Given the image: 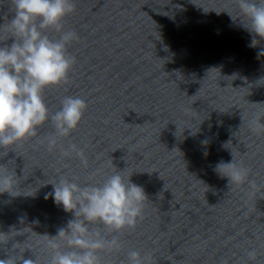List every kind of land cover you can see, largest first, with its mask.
<instances>
[{
	"label": "clouds",
	"instance_id": "clouds-1",
	"mask_svg": "<svg viewBox=\"0 0 264 264\" xmlns=\"http://www.w3.org/2000/svg\"><path fill=\"white\" fill-rule=\"evenodd\" d=\"M239 11L240 25L251 35L250 47L264 42V0H234ZM11 16L0 24V157L24 141L35 137L46 123L52 133L47 137V149L60 147L62 158L79 159L80 165L89 166L84 148L76 143L60 146V141L71 136L81 123L87 102L79 96H64L57 111L51 112L45 102L46 89L65 83L76 62L68 49L79 39L78 34L65 27V21L75 11L74 0H10ZM231 18L236 21L230 13ZM11 40V43H4ZM259 55H264V49ZM243 123L245 122L242 116ZM249 130L264 135V111L252 113L247 119ZM207 144V141H202ZM110 174L100 173V181L89 179L83 183L75 175L61 174L50 183L51 197L57 206L73 218L57 235L44 237L48 250L45 264H105L102 254L111 255L122 250L121 234L133 229L143 216L148 196L143 186L133 183V173L125 175L113 164ZM215 171L228 178L229 186L247 184L250 198H264V185L251 179V170L233 156L231 162H219ZM17 175L0 164V194L18 196ZM12 232H0V245H7ZM12 245L6 259L0 264H38L25 259L24 249ZM19 249V255L13 254ZM248 261L255 264L257 251L248 250ZM123 264H154L151 253L137 250L127 252Z\"/></svg>",
	"mask_w": 264,
	"mask_h": 264
}]
</instances>
